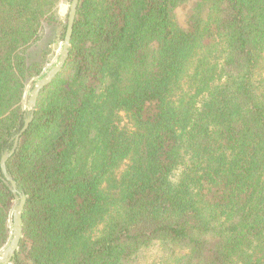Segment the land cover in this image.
<instances>
[{"label":"trees","instance_id":"obj_1","mask_svg":"<svg viewBox=\"0 0 264 264\" xmlns=\"http://www.w3.org/2000/svg\"><path fill=\"white\" fill-rule=\"evenodd\" d=\"M71 2L0 0V161ZM7 169L11 264H264V0H80Z\"/></svg>","mask_w":264,"mask_h":264},{"label":"water","instance_id":"obj_2","mask_svg":"<svg viewBox=\"0 0 264 264\" xmlns=\"http://www.w3.org/2000/svg\"><path fill=\"white\" fill-rule=\"evenodd\" d=\"M79 3L80 0H72L69 6L67 30L62 45V50L57 53L55 58L56 60L53 61L50 68L45 71L44 75L36 81L30 90L27 104L24 103L22 106L23 110L25 111L23 126L11 137V147L6 149L1 156L0 166L2 171V180L9 187L16 201L13 209V235L5 248L0 251V264H11L16 252L19 250L20 242L23 236V212L27 202L25 193L20 190L17 182L9 174L7 162L15 154L19 146L20 139L27 132L31 122L34 119L41 92L45 89V87L52 83L54 78L62 71L65 66V63L69 57L74 23Z\"/></svg>","mask_w":264,"mask_h":264},{"label":"rangeland","instance_id":"obj_3","mask_svg":"<svg viewBox=\"0 0 264 264\" xmlns=\"http://www.w3.org/2000/svg\"><path fill=\"white\" fill-rule=\"evenodd\" d=\"M190 9H191V4L188 3L187 9H186V7H179L178 10H177L178 20L181 23V25L184 26V27L186 26L187 14H188V11ZM68 12H69L68 5H64L61 8V10H60L61 16H65L66 14H68ZM44 40H45V38H44ZM61 45H63V44L59 43V44L55 45V47H54L55 48V52H54V54L52 56L51 65H52L53 61L56 60L55 58H56L57 53L62 50V46Z\"/></svg>","mask_w":264,"mask_h":264}]
</instances>
